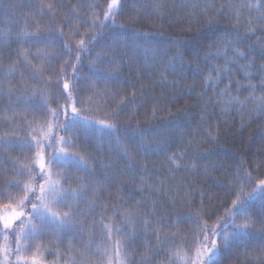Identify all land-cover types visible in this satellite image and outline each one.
I'll list each match as a JSON object with an SVG mask.
<instances>
[{
	"label": "trees",
	"instance_id": "trees-1",
	"mask_svg": "<svg viewBox=\"0 0 264 264\" xmlns=\"http://www.w3.org/2000/svg\"><path fill=\"white\" fill-rule=\"evenodd\" d=\"M109 2L0 0V137L19 140L30 129L40 136H64L57 131V124L65 123L63 119L49 122L44 118V109L39 106L41 93H47L51 108L59 111L63 105L71 115V108L64 100L56 103L62 90V84L56 83L61 69L71 72L63 60L57 62V54L62 43L72 47L74 57L80 38L87 45L92 35L107 37L111 30L101 33L89 25L94 16L103 20ZM244 2L254 0H128L127 11L116 18V24L123 25L130 36L148 33L153 41L168 46L169 55L175 53L174 45L181 46L186 53L198 52L193 63L185 64L183 69L177 65L175 72L162 53L152 59L145 58L143 52L133 54L125 50L114 57L101 52L99 46L90 57L87 52L80 53L83 71L79 65L77 71L84 79L64 77L78 111L114 123L120 129L122 142H127L125 138L129 137L142 143L130 149L131 159L126 164L114 150L109 151L106 140L102 145L74 140L79 150H87L80 151V155L91 158L92 178L99 189L96 197L89 196V202L94 205L91 210L82 203L79 205L82 214H78V220L87 230L79 231L77 222L73 221L68 228L77 229L78 235L64 231L58 236L49 233L39 239L22 241L27 250L19 254L18 264H33V260L35 264H99L98 248L111 257V264H199L197 247L203 245L199 227L208 220V214L214 209L222 213V206L235 198L232 192L238 183L245 189L238 194L247 195L251 189L245 173H251L253 179H264V112L261 111L264 89L259 87L264 76L259 72L264 64V23L259 12L240 8ZM237 10L238 17L233 14ZM222 12L225 14L220 15ZM73 16L78 19L66 27ZM24 29L40 38L57 37L50 42L51 47L45 48L52 53L51 63L46 61L42 67L41 62L29 56L31 68L25 66L19 51L22 47L19 37ZM72 32L76 33L74 39L70 36ZM220 36L225 40H235L238 36L240 42L234 47L248 54V59H241L240 64L252 66L250 83L256 85L254 91L247 88L249 80L239 66L226 64L225 52L228 60L235 57L226 44L214 39ZM23 47L29 53L36 52L30 45ZM97 52L103 59H116L119 66L99 63L95 59ZM205 55L218 58L205 62ZM185 58L192 60L190 55ZM213 66L231 68L229 95L219 97L209 91L202 96L204 77ZM90 68L104 69L105 76L111 74L120 83L103 81L107 84L105 91L92 78ZM31 70L50 78L51 83L41 87L31 76ZM221 76L223 83L217 93L228 82L224 73ZM237 81L245 85L239 92ZM93 84L97 87H92ZM73 85L81 90L74 91ZM33 93L36 95L26 101L25 97ZM233 97L244 104L236 105ZM48 155L45 151V165ZM118 159V169L105 167ZM129 164L134 171L129 170ZM25 166L39 169L35 153L0 145V191L16 181L42 183L39 177L30 179L23 175L21 169ZM52 172L66 174L67 170L53 168ZM113 175L115 179L111 178ZM70 185L77 187L75 181H70ZM12 191L14 196H20L15 189ZM6 204L0 200L1 213L9 211ZM199 209H202L201 225L194 222ZM250 212L253 223L248 235L232 241L230 249L220 254V264H264L261 239L264 223L259 215V200L252 202ZM215 220L213 217L208 224ZM104 225L111 228V239ZM228 231H232L231 226ZM4 244L10 246L8 264H16V240L9 235L5 241L0 234V246Z\"/></svg>",
	"mask_w": 264,
	"mask_h": 264
},
{
	"label": "snow or ice",
	"instance_id": "snow-or-ice-1",
	"mask_svg": "<svg viewBox=\"0 0 264 264\" xmlns=\"http://www.w3.org/2000/svg\"><path fill=\"white\" fill-rule=\"evenodd\" d=\"M127 2L121 3V0H110L107 8L103 11V20L99 17L94 16L92 23L89 25L92 28H98L101 33L108 30V36H97L92 35L88 38V44H85L83 38L79 39V43L75 48V55L73 57V49L67 43L61 44V52L57 54V62L63 60L65 64L70 67L71 72H65L63 68L56 80L58 85L62 84V90L56 103L59 104L60 100H64L66 104L71 108V115H69L68 107L63 105L60 106V110L51 108L47 93H41L40 107L44 109V118L51 121L64 120L63 125L57 124V131L63 132L64 136H52L45 135L40 136L35 130L30 129L29 132L24 133L22 138L19 140L8 139L0 137V145L7 149L18 148L22 152L35 153L39 161V169L36 167H27L21 169L23 175L28 176L30 179L39 177L42 183L37 182L35 185L23 183L22 181H16L10 183L3 191H0V200L6 201V207L9 211L4 214L0 213V234L3 235L5 241H7L9 235H12L16 240L15 251L17 255L16 264H18L21 258L19 254L24 253L26 245L21 243L22 241H28L30 239L35 240L43 237L46 234L59 235L64 231H73L77 235L79 231L87 230L86 226L79 222L78 214L79 205L84 204L89 210L94 205L89 202V196L96 197L99 189L96 186V182L93 177L94 169L91 167V158H85L80 155V151H87L86 149L79 150L77 143L73 141H79L83 139L86 143H96L102 145L106 140L109 145V151H115V154L119 159H123L126 164L131 159V148H138L139 143L134 138L126 137L127 142H122L119 138L120 129L114 124L105 119L90 118L88 114L81 113L78 111L76 106V99L72 92L67 91L69 89V83L64 80L65 76L70 75L73 80L80 81L84 77L77 71V66H80V71H83V62L80 59L81 52H87V56H92L93 51L100 47V51L104 54H112L114 57L118 56L122 51L131 50L133 54L143 52L145 58L155 59L157 54L162 53L163 57L168 59V66L176 71L177 65L183 69L185 64H191L198 58V52L193 50L191 53H186L181 50V46L174 45L175 53L169 55V48L166 44L153 41L148 33H139L135 36H130L123 25L116 24V18L123 15L127 11ZM43 7V5H41ZM50 8L51 5H48ZM230 7H232L230 5ZM247 7L249 10H255L260 13V21L264 23V0H254V2L241 3L240 8ZM225 13H220L224 15ZM237 17L239 16V10L233 13ZM78 17L73 16L70 18L66 27L72 26V21L77 20ZM227 33H225V36ZM71 38H76V33H70ZM60 37H63V29L60 30ZM22 41V47L20 48V54L23 56V63L26 67L31 68V61L29 56L41 62L42 67L44 62L51 63L50 57L51 52L46 51L45 48L51 47V41L56 40L57 37L46 36L40 38L35 33H29L27 29L22 30V35L19 37ZM219 44H226L227 48L231 50L232 56L235 57L233 60L227 59V52H225L226 64H235L241 68L244 72L245 77L249 80L247 88L254 91L256 85L250 83L251 76V65H241V59H248V54L241 51L239 48L234 47L238 44L239 38L235 40H225L224 36L214 38ZM48 41V44H45ZM102 41H106L102 43ZM23 45H30L36 48V52L29 53L23 47ZM44 45V47H41ZM211 47V46H210ZM186 55L192 56V60H186ZM67 56L68 59H64ZM87 58V57H86ZM218 57H211L205 55L203 57L205 62ZM96 61L101 64H107L112 67H118V61L116 59H103L100 52L96 53ZM74 60V62H72ZM198 71H201L199 68ZM89 71L92 73V78H95L99 83V86L107 91V84L103 81L111 80L113 83L119 84L120 81L113 75H104V69L90 68ZM259 72L264 74V64L259 68ZM212 73L216 75L213 76ZM221 73L228 77V82L224 88L217 93V89L220 84L223 83ZM31 76L37 79L41 87H47L51 80L50 78L44 77L42 74H38L37 71L31 70ZM233 75L231 68H220L213 66L211 72L204 77L205 92L202 96H206L209 91L217 94L219 97H224L231 93L232 80L230 79ZM237 91L240 88L245 87L241 85L239 81L236 82ZM92 87H97V84H93ZM259 87L264 89V76H261V82ZM74 91H80L76 85H73ZM36 94L33 93L31 97H25V100H31ZM11 98V94H10ZM264 102V98H261ZM234 103L238 106L244 104L243 101L239 100L238 97H233ZM135 101H133L134 103ZM81 107H84L83 101L80 102ZM261 111L264 112V106L261 107ZM51 130V123H49V131ZM67 137V138H66ZM147 147V145H145ZM72 150V151H69ZM99 150V149H98ZM48 152L47 165L44 161V153ZM119 159L113 163L105 165L106 168L118 169ZM129 170L134 171L135 169L129 164ZM195 165H193V168ZM53 168L66 169V174L60 172L53 173ZM78 173H83V176H78ZM89 177V179H85ZM115 179V175L111 177ZM245 178L248 181L250 191L247 195H240L245 191L242 185H237L236 189L233 190L232 195L234 199H230L227 206H222L223 210L221 213L220 209H214L208 214V220H212L216 217V220L211 225L208 224V220H204L201 225L200 212L202 209L197 211L195 221L199 227V233L203 238V245L197 247V259L199 264H220V254L228 251L232 244V241L241 235H248L249 228L253 223L252 214L250 212L251 204L254 201L259 200L260 202V218L261 223H264V179H253L251 173H245ZM239 180V178H238ZM63 181V184L61 183ZM70 181H75L77 184L76 188H72ZM69 185L65 188L63 185ZM13 189L20 193V196L13 195ZM31 196V198H29ZM70 201L74 203H70ZM15 206V208H13ZM192 205L189 204V207ZM67 209V211H64ZM75 209V211H74ZM191 219V218H190ZM73 221L77 222V229H69L68 225ZM102 223V221H101ZM176 225L174 224L173 227ZM231 226L232 231H228ZM104 228L108 234V239H111V228L108 225H104ZM264 240V237H261ZM194 243H196L194 241ZM9 245L4 244L0 246V253L3 254V259L0 264H8L9 259ZM264 248V245H262ZM118 251V246H117ZM99 252V264H111V257H107V253ZM177 256L180 253L177 252ZM107 257V259H105ZM35 264V260H33Z\"/></svg>",
	"mask_w": 264,
	"mask_h": 264
},
{
	"label": "rangeland",
	"instance_id": "rangeland-1",
	"mask_svg": "<svg viewBox=\"0 0 264 264\" xmlns=\"http://www.w3.org/2000/svg\"><path fill=\"white\" fill-rule=\"evenodd\" d=\"M1 213V212H0ZM4 214H6L5 212H4Z\"/></svg>",
	"mask_w": 264,
	"mask_h": 264
}]
</instances>
